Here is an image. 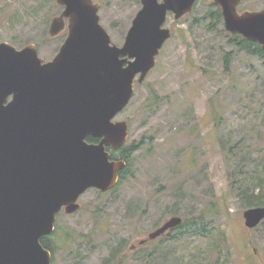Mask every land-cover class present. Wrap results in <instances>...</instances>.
Wrapping results in <instances>:
<instances>
[{
  "label": "rangeland",
  "instance_id": "1",
  "mask_svg": "<svg viewBox=\"0 0 264 264\" xmlns=\"http://www.w3.org/2000/svg\"><path fill=\"white\" fill-rule=\"evenodd\" d=\"M94 1L121 46L141 0ZM217 6L197 0L180 19L168 13L171 38L114 119L128 124L125 145H139L130 170L109 191H85L76 211L57 213L52 264H264V220L248 229L243 217L264 205V57L232 45L223 17H210ZM261 9L264 0L237 7ZM61 11L56 0H0V42L33 43L52 60L66 36V27L49 34ZM172 216L196 226L148 240Z\"/></svg>",
  "mask_w": 264,
  "mask_h": 264
},
{
  "label": "water",
  "instance_id": "2",
  "mask_svg": "<svg viewBox=\"0 0 264 264\" xmlns=\"http://www.w3.org/2000/svg\"><path fill=\"white\" fill-rule=\"evenodd\" d=\"M196 1L141 0L119 46L100 23L98 3L56 0L63 10L51 20L49 34L65 26L68 33L52 60L44 61L33 43L16 49L0 42V264H51L41 238L53 232L57 213L63 207L76 211L90 188L105 192L116 185L126 163L112 160L106 146L120 148L128 124L114 119L171 37L167 14L180 19ZM213 2L227 32L264 50V9L238 13L240 0ZM89 136L98 143L88 142ZM243 217L248 229L257 227L264 205L245 209ZM181 222L170 217L148 240Z\"/></svg>",
  "mask_w": 264,
  "mask_h": 264
},
{
  "label": "trees",
  "instance_id": "3",
  "mask_svg": "<svg viewBox=\"0 0 264 264\" xmlns=\"http://www.w3.org/2000/svg\"><path fill=\"white\" fill-rule=\"evenodd\" d=\"M210 17H214L216 19L222 17L221 15V9L220 7H216L215 10L211 11L210 12ZM230 42H232V45H234L235 47H237L238 49H241V50H244V51H249V52H252L254 54H258L260 56H263L264 57V50L261 48V45L255 41H251V40H248V39H245L243 36H241L240 34H237V33H230ZM232 56H233V53L232 52H229V51H226L224 53V56H223V65H224V68H225V72H229L230 70V64H231V61H232ZM264 60V59H263ZM87 140L88 141H94V138L92 137H87ZM139 148V145L135 144L134 142H132L131 144L129 145H123L121 146L118 150H110V154H111V159H114V160H122V161H125L126 162V165L123 167V169H121L119 171V179H118V183L121 182L125 176L127 175V173L129 172L130 170V167H129V160L133 154V152H135L137 149ZM244 192L243 194L246 195L249 190L248 189H243L241 187V189L239 190V193H242ZM252 204V203H251ZM256 204H260L259 202L256 203ZM254 205V204H253ZM193 226H196V223L189 220V219H185L181 222V224L177 227H175L174 229L168 231L167 234H170L171 231H177L179 236H182L184 234V228L186 227H193ZM49 237H42L41 238V243L42 245L49 249L53 255V252H54V249L50 246V242H49Z\"/></svg>",
  "mask_w": 264,
  "mask_h": 264
},
{
  "label": "flooded vegetation",
  "instance_id": "4",
  "mask_svg": "<svg viewBox=\"0 0 264 264\" xmlns=\"http://www.w3.org/2000/svg\"><path fill=\"white\" fill-rule=\"evenodd\" d=\"M93 2L94 3H98V2H96V1H94L93 0ZM99 4V9H100V3H98ZM67 22V21H66ZM106 29V28H105ZM106 31H107V29H106ZM66 32L68 33V30H67V28H66ZM108 32V31H107ZM108 34H109V32H108ZM67 35V34H66ZM109 36H110V34H109ZM65 38H66V36H65ZM110 39H111V36H110ZM125 40V39H124ZM111 42L113 43V41H112V39H111ZM9 44H11L12 46H14L16 49H20V48H17V46H15L14 44H12V43H9ZM11 99V96H9V97H7V99H6V101H5V104L9 101ZM88 141V140H87ZM98 141H99V138H94V141H88V142H90V143H98ZM106 149L108 150V151H110V150H113V148H111L109 145H107L106 146ZM119 149V148H118ZM118 149H116V150H118Z\"/></svg>",
  "mask_w": 264,
  "mask_h": 264
}]
</instances>
